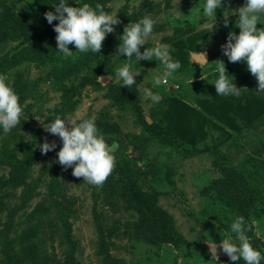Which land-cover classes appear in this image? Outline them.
<instances>
[{
  "label": "rangeland",
  "instance_id": "rangeland-1",
  "mask_svg": "<svg viewBox=\"0 0 264 264\" xmlns=\"http://www.w3.org/2000/svg\"><path fill=\"white\" fill-rule=\"evenodd\" d=\"M54 2L0 0V63L23 60L0 64L23 107L20 123L0 132V264H245L219 248L237 214L264 253V93L246 63L229 62L220 47L229 30L239 32L237 15L230 13L225 26L223 11L244 0H225L214 25L199 19V0H105L120 23L98 53L70 43L71 56L55 47L46 60L29 61L30 41L45 39L58 23L43 15L55 11ZM146 13L156 23L141 51L159 39L171 44L181 67L153 86V68L164 70L159 61L133 59L140 71L134 85H120L115 68L126 55L114 57L118 37ZM14 25L21 32L9 35ZM218 59L239 96L217 95L211 82ZM146 86L160 95L158 103L143 98ZM56 115L95 116L106 141L118 142L101 185L56 161L60 137L43 126ZM45 140L56 149L41 152Z\"/></svg>",
  "mask_w": 264,
  "mask_h": 264
},
{
  "label": "clouds",
  "instance_id": "clouds-1",
  "mask_svg": "<svg viewBox=\"0 0 264 264\" xmlns=\"http://www.w3.org/2000/svg\"><path fill=\"white\" fill-rule=\"evenodd\" d=\"M225 0H199V19L205 18V22L214 25L216 21V9L223 6ZM77 6H72L69 0H55V11L48 10L43 13L49 24H52L56 32L57 51L65 56H71L73 51L69 44H73L80 52L98 53L102 47V41L108 33L114 32V26L120 23L119 17L105 10V5L99 2L81 3L75 0ZM230 13H235L236 26L239 32L229 30L226 41L221 44L222 53L229 62L243 60L246 68L257 81L256 91L264 93V0H244L238 8H226L223 11V23L228 25ZM261 26L257 27V22ZM204 22V23H205ZM156 23L150 13H146L138 19L130 20L123 27L119 35V44L116 46L114 57L119 59L121 54L126 55L125 62L115 68L120 85H134L136 75L140 72L132 69L131 61L143 60L159 61L164 69L150 74L153 86H158L172 77L181 64L173 56L174 49L171 44L154 39L153 46L145 47L141 51V45H146L153 33ZM202 23V24H204ZM196 55L202 57V62L207 63L203 53ZM214 84L217 95L239 96L240 87H237L234 78L225 67L223 59H218L215 64ZM137 83H135L136 85ZM142 96L151 103H158L160 95L151 87L142 89ZM23 107L19 96L9 82L0 76V132L7 133L18 123ZM44 128L61 140V146L56 154V161L65 168L71 166L73 175L83 177L90 184L101 185L111 173L115 164V151L119 147L118 142H107L96 124L95 116L77 117L73 115H56L54 119L43 123ZM41 152L56 149L57 145L45 140L39 145ZM222 221L223 219L220 218ZM215 223V221L213 222ZM250 228L243 215L237 214L230 224V232L219 242L220 251L227 254L230 261L243 260L245 264H261L264 261V253L254 247L248 236ZM234 234V235H233ZM210 252L217 256V243L212 241ZM227 264V262H225Z\"/></svg>",
  "mask_w": 264,
  "mask_h": 264
},
{
  "label": "trees",
  "instance_id": "trees-1",
  "mask_svg": "<svg viewBox=\"0 0 264 264\" xmlns=\"http://www.w3.org/2000/svg\"><path fill=\"white\" fill-rule=\"evenodd\" d=\"M84 1L90 2L92 4L97 2V0H82V2H84ZM99 2L104 5L105 0H99ZM14 27L15 28L11 27L13 29L12 32H7L9 35H11V33L21 32L17 25H14ZM2 28H4L3 25H0V30H2ZM23 34L26 35L27 32H23ZM31 35H33V34H30V35L28 34V37H30ZM43 35L44 34L42 33L40 36H43ZM45 36H44L45 39L44 38L41 39L40 37H35L33 40L30 41L32 43H30V45L28 46V48H30V51L27 54L28 55L26 57L27 60L35 61V62H42L43 60H46L48 57H50L52 55L54 48L57 47V42L55 40L56 32L51 31L50 33H46V31H45ZM10 59L13 60L12 64H14V65H17V64H19V62L23 61L21 59V57L14 56L13 58L2 60L0 64H3L5 62L9 61Z\"/></svg>",
  "mask_w": 264,
  "mask_h": 264
},
{
  "label": "water",
  "instance_id": "water-1",
  "mask_svg": "<svg viewBox=\"0 0 264 264\" xmlns=\"http://www.w3.org/2000/svg\"><path fill=\"white\" fill-rule=\"evenodd\" d=\"M203 54H204L205 57H206V54H205V53H203ZM197 58H198L199 60H202V57H200V56H198V55H197ZM99 80H100L102 83H106V81H107V79H106L105 76H101V77L99 78Z\"/></svg>",
  "mask_w": 264,
  "mask_h": 264
}]
</instances>
